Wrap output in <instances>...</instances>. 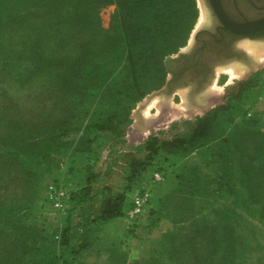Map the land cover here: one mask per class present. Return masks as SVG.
<instances>
[{
  "label": "rangeland",
  "instance_id": "obj_1",
  "mask_svg": "<svg viewBox=\"0 0 264 264\" xmlns=\"http://www.w3.org/2000/svg\"><path fill=\"white\" fill-rule=\"evenodd\" d=\"M194 2L166 0L164 56L125 61L114 0H0V264H108L110 251L119 264H264V189L246 200L214 189L217 141L249 144V161L264 166V61L234 60L252 67L243 77L216 68L203 105L187 98L185 110L179 86L148 104V122L135 118L165 85V58L207 24L203 0ZM201 118L213 119L207 141L157 150L147 175L173 162L178 177L152 183L156 210L128 226L146 141L188 136ZM250 176L264 187V175ZM118 196L120 215L102 221L103 203Z\"/></svg>",
  "mask_w": 264,
  "mask_h": 264
},
{
  "label": "trees",
  "instance_id": "obj_2",
  "mask_svg": "<svg viewBox=\"0 0 264 264\" xmlns=\"http://www.w3.org/2000/svg\"><path fill=\"white\" fill-rule=\"evenodd\" d=\"M118 6L119 19L122 28V37L124 42V50H125V61L140 58H151L156 55L159 57L164 56L165 53V45L168 41L170 35L166 30L167 16H166V0H114ZM131 3V6L128 7ZM190 9L193 10L195 7L194 0H191ZM193 17V14L189 12V18H186L182 27V33L184 34L185 29L191 23L190 20ZM145 24V25H143ZM184 24H186L184 26ZM180 26V27H181ZM176 31V30H174ZM180 31V32H181ZM182 33H179L178 36H182ZM175 39L174 37H172ZM142 49V51H138ZM108 128V127H106ZM213 129V119L210 118H201L197 121L195 126L193 127L191 133L188 136H178L171 140H161L158 141L156 138H151L146 141V150L148 154L146 159L142 161L134 162L136 167L132 170V174H135V179L138 178L139 181H142L141 175L143 173L148 172V167L151 164L157 162L155 160L153 162L152 159H155L156 152L159 148L163 149H182L188 145L198 144L202 141H207L210 135V132ZM231 142V141H230ZM229 142V144H230ZM218 145L215 163L218 166V183H215L216 191L223 190L224 192H233L235 191L234 197L239 198V200H246V192L247 191H260L263 190L264 187L262 183L254 182L252 184L251 174L254 176H259V180H261L264 175V166L261 164H255L249 161L252 159V152L250 150V145H245L240 147L238 151L227 150L229 145H226L224 142L217 141ZM208 158V153H202ZM212 156V155H211ZM166 166L163 165H155L153 170H159L164 174H168L173 178L178 177V171L175 163L167 162ZM185 176L186 180H188V174ZM250 176L249 180L248 177ZM194 175L190 173L189 180H194ZM234 178V180H233ZM257 178V177H254ZM232 180L234 181L232 183ZM192 183V181H190ZM238 186V187H237ZM190 187V186H189ZM188 192L192 194L196 193V190L188 188ZM238 192V195L236 194ZM132 193V192H131ZM259 196H262L260 193ZM131 197V194H130ZM230 197V196H229ZM233 197V198H234ZM154 198L152 194V207L147 211V215H149L150 211L156 210L154 206ZM240 203V202H239ZM122 205V198L118 196L112 202H105L101 208L99 218L102 221H107L110 219H114L120 215ZM131 205V198L128 201V204L124 207L123 213L127 211V209ZM125 217V214H124ZM161 220V219H160ZM137 222V221H136ZM135 222V223H136ZM135 223L128 225L132 226ZM46 257V256H45ZM117 257L115 253L112 251L109 252V263L108 264H119L117 262ZM142 261V260H141ZM143 262V261H142ZM125 262L123 261V263ZM133 264H141L140 260H136Z\"/></svg>",
  "mask_w": 264,
  "mask_h": 264
},
{
  "label": "flooded vegetation",
  "instance_id": "obj_3",
  "mask_svg": "<svg viewBox=\"0 0 264 264\" xmlns=\"http://www.w3.org/2000/svg\"><path fill=\"white\" fill-rule=\"evenodd\" d=\"M205 3L209 20L200 27L203 31L192 45L189 57L173 67L180 86L188 91L203 87L215 76L218 65L234 60L246 62L243 55L246 51L240 46L243 41L264 40V30L243 34L234 31L243 25L244 29H252V23L264 18V0H205Z\"/></svg>",
  "mask_w": 264,
  "mask_h": 264
},
{
  "label": "water",
  "instance_id": "obj_4",
  "mask_svg": "<svg viewBox=\"0 0 264 264\" xmlns=\"http://www.w3.org/2000/svg\"><path fill=\"white\" fill-rule=\"evenodd\" d=\"M203 2L205 3V0H203ZM242 27L237 29V30H234V31L238 32V33H241V34H243V33H252V32H256L257 33V32H259L261 30H264V18L252 23V29H244ZM201 31H203V30L200 29V28H197L196 30L193 31V33H192V42H191V44L189 45V47L187 48L186 51H183L181 49L175 55L167 56L165 58L164 64H165V67L167 69V72L169 73V76L167 78V81H166L165 85L162 88H160L159 90H157V91L151 93L150 95H148L145 98V100L143 102H141L138 105V107L135 109V118H137L140 122H143V121L145 122L146 121L145 117L142 114V111H143L144 108L147 107L149 102L156 95L172 98V96L176 92V90L179 89V86L181 85V82L177 81V79L175 77L176 74H175V71H174L173 67H174L175 64L180 63L184 59L189 57V51L192 48V45L194 44V42L197 40V36H198V34ZM243 55H244V57L247 60H249L253 64H256L255 61L252 60V58H250L248 55H245V54H243ZM213 78L209 79L203 87L197 88V90H190L189 91V99H192V100H194L196 102V98L195 97L198 94H200L205 88H207L212 83Z\"/></svg>",
  "mask_w": 264,
  "mask_h": 264
},
{
  "label": "bare ground",
  "instance_id": "obj_5",
  "mask_svg": "<svg viewBox=\"0 0 264 264\" xmlns=\"http://www.w3.org/2000/svg\"><path fill=\"white\" fill-rule=\"evenodd\" d=\"M205 4V3H204ZM205 7H206V4H205ZM207 8V7H206ZM205 9V8H204ZM203 12H204V10H202ZM206 11V10H205ZM205 13V12H204ZM203 16V15H202ZM205 16V15H204ZM203 16V18H205ZM207 19L208 18H206V19H204V21H206L207 22ZM203 22V21H202ZM201 24V23H200ZM199 27V26H198ZM240 46H242V48H244V50L246 51V54L245 55H248L250 58H252V60H254L255 61V63H258V64H261V63H263V61H264V40H262V41H254V40H246V41H243L242 43H241V45ZM189 47V46H188ZM187 47V48H188ZM187 48H186V50H187ZM185 49V48H184ZM186 50H183V51H186ZM247 61H249V60H247ZM246 61V62H247ZM250 62V61H249ZM218 66H220V65H218ZM218 68V70L216 71V75L218 76V74L219 73H226V74H228L229 76H230V78H236V77H243V76H246L247 74H249V72L251 71V69H252V67H251V69H250V67L248 66V65H246V64H243V62H238V61H234V62H232V63H230L229 65H226V66H220V67H217ZM210 86V85H209ZM212 88H213V86L212 87H209L207 90H203L200 94H198L197 96H198V98L196 99V101L198 100L199 101V104L200 105H203V103H205L204 102V100L208 97V95H210L211 93H212ZM178 90V89H177ZM182 92V97H183V101H184V103H183V108L185 109V110H189V108H188V104H187V98H189V93H187V91H185V90H182L181 91ZM157 96H159V97H157ZM196 96V97H197ZM163 98V99H162ZM164 98H166L167 99V101L169 100V99H171L170 97H165V96H160V95H156L151 101H152V103H151V105L153 104V102L155 103L158 99H161L162 101H165L164 100ZM150 101V102H151ZM166 101V102H167ZM149 102V103H150ZM151 105L148 107V109H146V108H144L143 109V111H142V114H143V116H144V110L146 109V111H145V115L148 113V111H149V108H151ZM155 105V104H154ZM148 106V105H147ZM153 106V105H152ZM199 107V106H198ZM145 117V116H144ZM145 119H146V122H148L149 120L145 117Z\"/></svg>",
  "mask_w": 264,
  "mask_h": 264
},
{
  "label": "built area",
  "instance_id": "obj_6",
  "mask_svg": "<svg viewBox=\"0 0 264 264\" xmlns=\"http://www.w3.org/2000/svg\"><path fill=\"white\" fill-rule=\"evenodd\" d=\"M141 178V184H139L138 187L131 193V205L125 212V220L128 225L142 219V217H144L147 214V211L152 207L153 193L151 184L163 181L164 174L159 170H151L148 175L146 172L143 173ZM50 198L52 199L53 196ZM63 205V203L58 202L54 206L62 208Z\"/></svg>",
  "mask_w": 264,
  "mask_h": 264
},
{
  "label": "crops",
  "instance_id": "obj_7",
  "mask_svg": "<svg viewBox=\"0 0 264 264\" xmlns=\"http://www.w3.org/2000/svg\"><path fill=\"white\" fill-rule=\"evenodd\" d=\"M108 255H107V257L109 258V253H107Z\"/></svg>",
  "mask_w": 264,
  "mask_h": 264
}]
</instances>
